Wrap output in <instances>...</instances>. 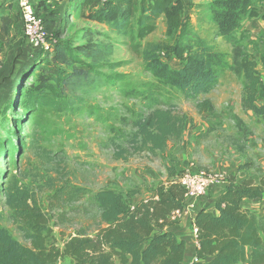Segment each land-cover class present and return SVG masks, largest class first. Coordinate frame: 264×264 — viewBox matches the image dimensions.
Instances as JSON below:
<instances>
[{
  "label": "trees",
  "instance_id": "obj_1",
  "mask_svg": "<svg viewBox=\"0 0 264 264\" xmlns=\"http://www.w3.org/2000/svg\"><path fill=\"white\" fill-rule=\"evenodd\" d=\"M68 1L89 21L106 24L118 33H129L134 42L155 32L160 19L165 17L168 34L180 31L175 44L157 43L145 50L148 70L161 83L178 88L187 99L194 100L200 112L214 110L212 101L201 96L209 94L219 85V70L225 63L224 54L191 26L185 13L187 7L184 0ZM47 2L39 0L37 4L38 10L45 9L46 16L36 12L44 20L52 48L49 51L33 49L40 54H52V57L43 58L35 66L38 72L32 71L37 82L29 91L25 104L30 110L45 105L64 109L67 104L61 99L80 82L92 79L89 77L91 70L76 66L77 63L90 66L80 57V53L86 54L91 49L86 45L74 47L72 41L62 43L52 38L63 33L58 28L62 19L58 16L62 9H47ZM253 4L252 0H217L213 20L219 36L231 44L229 69L236 75L243 74V109L264 118V101H260L264 99V78L258 68L259 60L242 42L245 35H237L244 17L260 15ZM0 17L3 22L0 29L2 36L3 29L5 31L12 18L3 13ZM262 18L264 20V13ZM171 55L177 58L175 67L166 60ZM69 67L71 69H67ZM10 107L15 108L16 105ZM188 118L187 114H180L170 106L151 108L144 116L132 120L134 130L129 145L134 153L157 155L166 149L170 139L182 137ZM11 138L9 136L7 144L16 149ZM4 147L5 141L1 140L0 152H4ZM117 147L114 158L128 161V148L122 145ZM45 152L54 155L51 160L64 158L62 151L53 153L45 149ZM7 153L5 157H9ZM16 161L19 171L4 172L0 194L11 211L13 223L23 232L24 238L31 241V245L23 244L8 228L0 225V264H60L62 255L69 257L71 264H184L186 242L172 230L176 223L172 215L176 210L184 209L186 202V188L181 176L173 179L169 175L167 183L155 186L151 195L137 204L128 202L122 191L99 189L92 197L99 217L94 235L86 230L80 231L67 240L61 251L47 244L50 217L48 211L40 206L37 193L49 188L54 191L53 195L58 196L67 184L55 188L57 178L46 176L41 170L35 175L43 176L45 180L43 183L35 182L30 172L21 169L22 158ZM58 174L62 175V172ZM225 179L229 184L216 202L218 213L204 208L195 217L198 246L197 257L191 264H264V214L242 206L243 201L264 196V177L260 181L247 179L237 182L231 174L226 175ZM84 191L81 187L74 188L71 195ZM134 193L132 191L128 195Z\"/></svg>",
  "mask_w": 264,
  "mask_h": 264
},
{
  "label": "rangeland",
  "instance_id": "obj_2",
  "mask_svg": "<svg viewBox=\"0 0 264 264\" xmlns=\"http://www.w3.org/2000/svg\"><path fill=\"white\" fill-rule=\"evenodd\" d=\"M184 1L187 7L185 13L194 30L224 54L225 63L219 70V85L201 98L224 101V98L229 97L233 101V112L236 113L242 94V81L229 69L231 44L219 36L217 24L213 20L217 0ZM252 1L264 6V0ZM35 2L36 10L46 16L44 8H37L39 0ZM0 4V16L3 13L12 18L0 36V141H5L4 152H0V182L4 180L5 171H19L16 159L22 158L21 169L30 172L33 181L44 182L45 177L35 175L41 170L46 176L57 178L55 188L67 184L58 196L53 195L54 191L49 188L37 193L40 206L48 211L50 217L49 247L62 251L67 240L80 231L86 230L94 235L99 217L92 197L99 189L114 184L110 180L117 178L126 168L133 176L138 170L136 166H148L149 161L163 164L167 158L170 163L168 173L173 179L182 177L187 169H206L211 172L196 159L188 160L189 163L185 164L181 158L167 156L168 149L152 155L147 152L134 153L133 147L129 145L134 130L132 120L144 116L151 108L170 106L176 112L192 118L197 113L194 100L187 99L178 88L161 83L146 66L144 52L149 46L157 43L173 45L177 40L180 30L168 34L165 17L160 19L155 32L134 42L129 33H118L106 24L89 21L77 8L73 9L68 0H48L47 9H62L58 16L62 18L58 28L63 33L52 38L62 43L72 41L74 47L86 45L91 49L86 54L80 53V57L90 66L81 63L76 66L91 70L89 77L92 79L80 82L61 99L67 104L64 109L45 105L30 110L25 104L29 91L37 82L32 71L43 58L51 59L52 54L37 53L28 45L15 0H0ZM2 23L0 17V29ZM242 27L244 25L238 27L237 35H245L242 42L247 50L254 57V53L260 54L264 63V32L250 37V34L241 30ZM166 60L173 67L177 65L174 55ZM12 104L16 107L11 108ZM234 123L237 132L227 135L232 144H243L247 136L257 130L264 138V118L262 123L256 122L252 116L238 120L234 118ZM9 136H12L16 149L7 144ZM217 141L218 137L212 136L206 142L212 144ZM117 145L128 148V161L114 158ZM45 149L53 153L62 151L64 158L55 157V160H51L54 155L50 156ZM6 153L9 157H5ZM58 172H62V175ZM80 187L85 191L72 196L74 188ZM129 188H132L129 192L137 191L138 184L130 182ZM10 215L11 211L0 194V225L8 228L20 242L30 246L31 241L24 238ZM60 259L62 264H71L67 256L62 255Z\"/></svg>",
  "mask_w": 264,
  "mask_h": 264
},
{
  "label": "crops",
  "instance_id": "obj_3",
  "mask_svg": "<svg viewBox=\"0 0 264 264\" xmlns=\"http://www.w3.org/2000/svg\"><path fill=\"white\" fill-rule=\"evenodd\" d=\"M258 10L259 16L257 17H244L241 21L242 31L246 34L258 35L264 32V20L262 13H264V6L253 4ZM163 18V16H162ZM161 18V19H162ZM252 39H255L254 37ZM257 39V38H256ZM255 57L259 60L258 68L262 77L264 78V63L261 60L260 54L254 53ZM244 84L243 74L237 75ZM243 90V88H242ZM241 97L238 101L239 107L236 108V113L233 112V101L229 97L225 100H213L209 98L213 105V111L200 112L189 118L185 124L184 133L181 138H172L168 141L166 149H168L167 156L174 158H181L182 163L188 164L191 159L202 163L211 172H220L225 175H234L237 182H243L247 179H254L260 181L264 177V138L261 137L260 131L257 130L250 133L244 140L243 144H232L229 141L228 134L237 132L234 118L242 119L244 117H253L256 122L262 123L263 118L257 117L253 111H245L242 107ZM260 101H264L263 98ZM194 119V120H193ZM194 121V124H193ZM193 124V126H192ZM213 137H218L217 142L209 141ZM167 159V158H166ZM164 163L157 161H149L148 166L139 165L136 175L131 174L129 169H124L120 172L114 181V184L104 187L122 191L125 188V195L128 202L137 204L143 199H147L151 195V190L162 183H167L170 179L168 168L170 163L168 160ZM189 160V161H188ZM181 162V161H180ZM245 165L240 168L241 165ZM128 167V165H126ZM206 170V169H205ZM130 182L138 184L137 191L134 194L128 195L132 188L127 189ZM229 182L223 180L220 183L212 185L205 196L187 199L186 210L178 215L175 220V225L172 230L176 233L179 239L186 242V251L184 256V264H191L197 257V234L194 232L195 217L201 209L218 213L216 202L224 194ZM244 208L258 212L260 215L264 214V196L252 200L242 202Z\"/></svg>",
  "mask_w": 264,
  "mask_h": 264
},
{
  "label": "built area",
  "instance_id": "obj_4",
  "mask_svg": "<svg viewBox=\"0 0 264 264\" xmlns=\"http://www.w3.org/2000/svg\"><path fill=\"white\" fill-rule=\"evenodd\" d=\"M23 22L24 37L28 45L35 49L51 50L52 42L50 34L44 28V20L35 9L34 0H15ZM226 175L220 172H207L205 170L187 169L181 178L182 184L186 188V200L205 196L208 189L217 183L225 180ZM176 210L172 218H176L184 210ZM194 232L198 233V228L194 225ZM60 264H62L60 262Z\"/></svg>",
  "mask_w": 264,
  "mask_h": 264
}]
</instances>
